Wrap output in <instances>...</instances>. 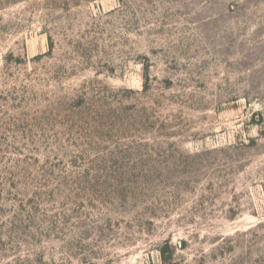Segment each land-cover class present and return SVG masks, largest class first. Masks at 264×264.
Masks as SVG:
<instances>
[{"label": "rangeland", "instance_id": "374dc122", "mask_svg": "<svg viewBox=\"0 0 264 264\" xmlns=\"http://www.w3.org/2000/svg\"><path fill=\"white\" fill-rule=\"evenodd\" d=\"M0 264H264V0H0Z\"/></svg>", "mask_w": 264, "mask_h": 264}]
</instances>
